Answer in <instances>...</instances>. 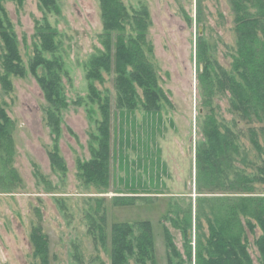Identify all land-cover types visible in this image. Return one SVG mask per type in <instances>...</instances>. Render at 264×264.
Returning <instances> with one entry per match:
<instances>
[{"label": "rangeland", "instance_id": "rangeland-1", "mask_svg": "<svg viewBox=\"0 0 264 264\" xmlns=\"http://www.w3.org/2000/svg\"><path fill=\"white\" fill-rule=\"evenodd\" d=\"M121 1L128 10L143 5L149 13V57L166 102L159 112L142 108L117 110L112 77L105 76V84L95 85L109 96L111 103L110 186L107 194L85 187L78 176L77 164L90 159L89 145L100 120L97 106H91L88 100L85 69L89 59L102 50L100 0H59L58 12L47 19L60 35V55L67 72L64 92L72 104L62 115L58 137L46 126L43 112L46 103L34 77L28 73L24 77H11L9 92L2 91L0 86V103L14 122L13 165L21 177L15 191L0 193V264H39L30 237L35 227H39L47 241L50 264H110L108 245L94 239L88 226V218L98 208L96 200L102 198L107 214V239L113 223L148 220L153 225L157 264H167L165 228L185 260L190 244L182 235L184 228L177 229L171 219L180 216L181 221L182 211L190 204L195 213L198 197L195 152L206 142L203 127L210 109L203 102L206 97L198 80L204 64L196 60V39L202 37L207 57L232 75L234 17L228 0ZM5 9L27 63L35 23L43 18L38 0H23L21 5L7 3ZM126 31L130 33L128 27ZM229 101L228 92L215 93L211 101L217 123L237 136L239 155H230L223 168L230 178L234 167L253 176L260 157L247 130L252 127L264 146L261 131L264 126L237 120ZM55 146L64 161L65 172L53 169L49 162L48 153ZM256 192L264 195V186H256ZM133 193L142 197L134 206L112 205L116 194ZM201 230L207 233L205 224L196 233L192 229L189 237L192 252L195 239H201ZM259 235V230L255 235L247 233V249L253 264H258L254 241Z\"/></svg>", "mask_w": 264, "mask_h": 264}, {"label": "trees", "instance_id": "trees-1", "mask_svg": "<svg viewBox=\"0 0 264 264\" xmlns=\"http://www.w3.org/2000/svg\"><path fill=\"white\" fill-rule=\"evenodd\" d=\"M21 5L23 0H0V86L9 92L11 77H34L43 95L46 108V126L56 138L60 132L62 115L70 102L64 92L67 77L64 61L60 55L61 42L58 31L48 21V16L59 10V0H38L43 18L35 23L32 51L25 63L18 37L6 12L5 4ZM234 17L235 55L232 58L233 74L218 67L208 56L204 39H196V60L203 63L198 80L205 93V117L203 133L206 142L195 152V185L198 194L195 213L190 204L180 216L171 219L190 244L185 260L177 251L165 228L167 264H253L247 249V233L259 230L254 245L258 264H264V195L256 192V186H264V146L252 127L247 132L253 147L259 152L260 165L257 173L247 176L234 167L232 178L226 175L224 160L238 154L237 136L231 129L220 127L211 108L215 93L230 94V108L240 122L264 126V0H228ZM102 50L87 62L86 78L89 81L91 106H97L100 120L96 135L89 145L90 159L79 161L77 173L85 187L99 194H107L110 186V124L111 103L109 96L97 89L96 84H105V76L112 77L115 91V107L120 110L142 108L147 112H159L165 101L159 86V78L150 61L151 47L147 39L149 13L141 5L128 10L121 0H100ZM130 33H127L126 28ZM236 120V125H237ZM14 122L0 103V193H12L21 183V177L13 165ZM261 131H264L262 128ZM48 153L53 169L65 172L63 159L55 146ZM232 153V154H231ZM235 157V160H236ZM234 162V161H233ZM40 178V174L36 172ZM206 191V192H205ZM218 191V192H215ZM218 194V195H215ZM142 198L133 193L112 198L114 207H131ZM145 198V197H144ZM95 215L88 218L89 233L110 251V264H157L156 243L153 225L148 220L135 223H113L107 239V214L96 200ZM173 212V211H172ZM193 214V215H192ZM206 225L207 233L199 231L201 239L192 252V229ZM34 256L39 264H50L47 256V241L39 227L31 232Z\"/></svg>", "mask_w": 264, "mask_h": 264}]
</instances>
